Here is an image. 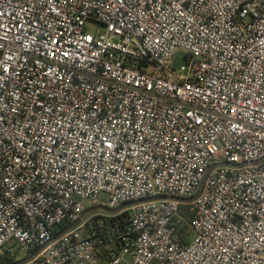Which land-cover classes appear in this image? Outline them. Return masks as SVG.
Masks as SVG:
<instances>
[{
	"label": "built area",
	"instance_id": "obj_1",
	"mask_svg": "<svg viewBox=\"0 0 264 264\" xmlns=\"http://www.w3.org/2000/svg\"><path fill=\"white\" fill-rule=\"evenodd\" d=\"M7 257L264 264V0H0Z\"/></svg>",
	"mask_w": 264,
	"mask_h": 264
},
{
	"label": "rangeland",
	"instance_id": "obj_2",
	"mask_svg": "<svg viewBox=\"0 0 264 264\" xmlns=\"http://www.w3.org/2000/svg\"><path fill=\"white\" fill-rule=\"evenodd\" d=\"M88 28H89L90 31L94 32L96 30L101 31L103 27L101 25L93 24V23L89 22L88 23ZM184 61H185V59L181 60L182 63H185ZM185 209L186 208L182 207V210H185ZM192 237L193 238L195 237V233L194 232L192 233ZM17 256H18V259H20V260L26 258V254H22V253H17Z\"/></svg>",
	"mask_w": 264,
	"mask_h": 264
},
{
	"label": "trees",
	"instance_id": "obj_3",
	"mask_svg": "<svg viewBox=\"0 0 264 264\" xmlns=\"http://www.w3.org/2000/svg\"><path fill=\"white\" fill-rule=\"evenodd\" d=\"M16 262L17 261H15L14 258H9V257L5 258V264H14Z\"/></svg>",
	"mask_w": 264,
	"mask_h": 264
},
{
	"label": "water",
	"instance_id": "obj_4",
	"mask_svg": "<svg viewBox=\"0 0 264 264\" xmlns=\"http://www.w3.org/2000/svg\"><path fill=\"white\" fill-rule=\"evenodd\" d=\"M23 262H20V263H18V264H22Z\"/></svg>",
	"mask_w": 264,
	"mask_h": 264
}]
</instances>
